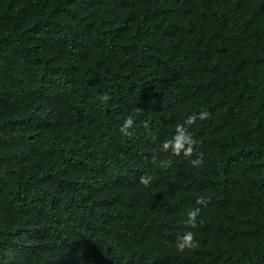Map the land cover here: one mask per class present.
<instances>
[{
	"label": "trees",
	"instance_id": "obj_1",
	"mask_svg": "<svg viewBox=\"0 0 264 264\" xmlns=\"http://www.w3.org/2000/svg\"><path fill=\"white\" fill-rule=\"evenodd\" d=\"M0 264H264V0H0Z\"/></svg>",
	"mask_w": 264,
	"mask_h": 264
},
{
	"label": "clouds",
	"instance_id": "obj_2",
	"mask_svg": "<svg viewBox=\"0 0 264 264\" xmlns=\"http://www.w3.org/2000/svg\"><path fill=\"white\" fill-rule=\"evenodd\" d=\"M102 100L107 101L109 97L107 95H102L100 97ZM209 117V113L204 111L196 114H189L185 118V122L183 124H178L176 126L174 134L161 142L160 150L165 152H171V154L179 156L183 154L184 156H191L193 152V145L195 144V140L192 134L188 131V126L193 125L196 121L199 120H206ZM133 126V118L132 116H128L122 123L120 127V132L124 135L129 134V129ZM148 124L145 122V127ZM171 161H161L162 166H166L170 164ZM193 166H199L203 163L201 157H197L191 160ZM149 179L147 177H141L140 182L142 184L147 185L149 183ZM197 205L204 204L205 201L202 197L196 199L195 202ZM200 212V208L196 207L194 209L189 210L186 213V219L184 220V224L186 229L195 228L197 226V216ZM175 246L178 250L183 251L185 248H191L195 246V242L193 240V233L190 230H185L182 233H178Z\"/></svg>",
	"mask_w": 264,
	"mask_h": 264
}]
</instances>
